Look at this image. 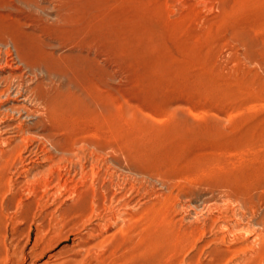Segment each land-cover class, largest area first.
Returning a JSON list of instances; mask_svg holds the SVG:
<instances>
[{"label":"rangeland","instance_id":"rangeland-1","mask_svg":"<svg viewBox=\"0 0 264 264\" xmlns=\"http://www.w3.org/2000/svg\"><path fill=\"white\" fill-rule=\"evenodd\" d=\"M15 1L0 0V22L13 24L0 28L27 37L35 63L45 54L72 64L82 95H69L66 126L0 120L11 126L1 149L37 151L18 163L29 176L4 179L0 204L14 202L1 216L0 264H243L262 254L264 0ZM45 135L67 152L49 151Z\"/></svg>","mask_w":264,"mask_h":264},{"label":"bare ground","instance_id":"bare-ground-1","mask_svg":"<svg viewBox=\"0 0 264 264\" xmlns=\"http://www.w3.org/2000/svg\"><path fill=\"white\" fill-rule=\"evenodd\" d=\"M17 1V0H16ZM15 1V4H16ZM34 1V0H33ZM21 1H19L20 4ZM23 5L26 4L27 1H23ZM30 3V2H29ZM28 3V4H29ZM27 4V5H28ZM34 5V3H32ZM9 5V4H8ZM11 5V4H10ZM26 5V6H27ZM6 6V5H5ZM15 6V5H14ZM18 6V5H17ZM29 6V5H28ZM35 6V5H34ZM3 7V6H1ZM0 7V8H1ZM7 7V6H6ZM11 7V6H9ZM7 7V8H9ZM13 8V7H12ZM15 8V7H14ZM20 8V9H19ZM25 8V7H24ZM30 8H32L30 6ZM29 8V10L31 11V9ZM4 9V8H3ZM11 9V8H10ZM9 9V10H10ZM19 10H23V7L21 9V7H18ZM26 9V8H25ZM7 10V9H5ZM16 9L11 10L13 11V15ZM28 10V11H29ZM32 10H35L32 8ZM1 11V9H0ZM4 11V10H3ZM26 11V10H25ZM7 12V11H6ZM18 12V10H17ZM24 12V10H23ZM22 12V13H23ZM2 13V12H1ZM20 13V14H22ZM19 14V13H18ZM16 14V15H18ZM2 14H0L1 16ZM4 15V14H3ZM11 15V13L9 14ZM6 16V14L4 15ZM8 16V15H7ZM2 17V16H1ZM10 17V16H9ZM8 17V18H9ZM18 17V16H17ZM68 18V16H66ZM3 18V17H2ZM1 18V19H2ZM62 18V17H60ZM65 18V16L63 17ZM66 18V21L68 20ZM71 18V17H70ZM5 19V18H4ZM3 19V20H4ZM15 19V18H14ZM20 19V18H19ZM27 19V18H26ZM73 19V18H72ZM9 20V19H8ZM11 20V19H10ZM18 21V19H15ZM35 20V19H33ZM65 20V19H64ZM63 20V21H64ZM2 21V20H1ZM12 21V20H11ZM14 21V20H13ZM58 21V20H57ZM60 23H62L61 20H59ZM3 22V21H2ZM2 22H0V24H2ZM15 22V21H14ZM12 22V23H14ZM69 22V21H67ZM75 22V20H74ZM3 23H9L11 24V22H3ZM16 23V22H15ZM20 21H18L17 24H19ZM66 23V22H65ZM71 24V22H69ZM22 25V23H20ZM63 24V23H62ZM81 24V23H80ZM13 24L10 25V27ZM24 25H25V20H24ZM64 25V24H63ZM4 26H8V24L4 25ZM27 26V25H26ZM67 26V25H66ZM76 26V25H75ZM74 26V27H75ZM17 27V26H16ZM23 27V26H21ZM25 27V26H24ZM29 27V24H28ZM62 27V26H61ZM60 27V28H61ZM65 27V26H64ZM72 27V25H71ZM80 27V26H79ZM3 28V26H2ZM9 28V27H7ZM27 28V27H26ZM32 28H34L32 26ZM22 29V28H21ZM14 30V29H13ZM19 30V29H18ZM23 30V29H22ZM31 30V28H30ZM37 30V29H36ZM20 31V30H19ZM33 31V30H32ZM31 31V32H32ZM22 32V31H21ZM28 32V31H27ZM30 32V31H29ZM34 32V31H33ZM33 32L31 35H33ZM46 32V30H45ZM17 33V32H16ZM23 33V32H22ZM19 34V33H18ZM15 35V32L12 33L10 30H5V29H1L0 28V120H5L6 117L9 116H20V117H24V118H30L33 119L35 118V124L38 126H43V128H47L46 126H50V125H65L67 124V119L63 118V111L66 108V105H68V99H69V95L73 94L76 95L77 92L81 91L80 89V85H78V83L70 76V72L74 71V66L71 64L69 65L68 63L64 62L65 67H69V71H66L64 69L58 68L54 65L51 64V62L49 63V60H45L43 59V61L45 63L42 62V56L46 57L45 52L42 53V49H41V54H43L41 56V58L38 60L37 63H35V56L32 54V47L30 46V43L26 40V38H19V35ZM28 34V35H29ZM36 34V32H35ZM34 34V36H35ZM17 36V37H16ZM26 36V35H25ZM29 36V39H30ZM32 37V36H31ZM28 39V38H27ZM34 38H32L31 40H33ZM30 41V40H29ZM35 43V40L34 42ZM48 44V43H47ZM50 45V44H49ZM43 48V46L41 47ZM35 49V48H34ZM45 50V49H43ZM46 51V50H45ZM4 53V54H3ZM49 55V53H47ZM46 54V55H47ZM51 55V54H50ZM54 55V54H52ZM55 56V55H54ZM65 56V55H64ZM63 56V57H64ZM50 58H53L52 56H49ZM61 56L59 55V58ZM56 58V56H55ZM52 59L51 61L55 60ZM58 58V57H57ZM48 59V58H47ZM61 59V58H60ZM64 59V58H63ZM67 59V58H66ZM57 61V60H56ZM55 64V62H54ZM63 65V66H64ZM87 91V90H86ZM91 93V92H90ZM81 92L80 95L81 96ZM88 95H90L88 93ZM78 96V95H76ZM89 99V97H88ZM87 99V100H88ZM85 100V99H84ZM29 105H31L32 107H30ZM68 117V116H67ZM72 117V116H71ZM29 119V120H30ZM2 121V123H3ZM61 124V125H59ZM19 126V125H18ZM32 128V126H31ZM9 129V133H10V129L11 126L10 125H3L1 124L0 121V144L4 143L5 144V140L1 139V134L2 132L5 130ZM39 129V128H38ZM41 130V128H40ZM18 133V132H17ZM49 133V132H48ZM47 133V134H48ZM26 136V135H25ZM30 136V135H29ZM29 136H27L24 139H27ZM38 137V136H37ZM46 137V139L44 138ZM43 138L45 139V142L49 144L50 148H48L46 145L48 144H44L45 147L48 148V150L50 151L51 149L55 150V152H59V151H63V152H67V148L61 146L59 144V142L53 141V139L51 138V135H45ZM21 138V137H20ZM30 138V137H29ZM56 140V139H55ZM16 141V140H15ZM83 141V139H82ZM85 141V139H84ZM85 143V142H84ZM90 143V142H89ZM86 144V143H85ZM88 144V143H87ZM7 145V144H6ZM74 145V144H73ZM37 146V145H36ZM24 147V146H23ZM21 144H11L7 149H1L0 148V194L2 191L3 186H5L4 184V179L5 177H7L8 173H12V174H17V177L22 176V174H27V176H29V174H31L33 167H28L26 166L23 170H20V167L18 165L19 164H24V165H31V162H35L36 159H32V157L34 156H30L34 153V155L37 153L36 150H28L29 147H25L23 148ZM41 147V146H40ZM29 154L27 156H25L26 153ZM36 152V153H35ZM47 152V149H46ZM45 152V153H46ZM53 152V151H52ZM69 152V151H68ZM48 153V152H47ZM37 155V154H36ZM39 155V154H38ZM66 155V153H65ZM91 155V154H90ZM38 157V156H37ZM51 157V156H50ZM77 157V156H76ZM36 158V157H35ZM40 158V157H39ZM37 158V159H39ZM54 158V156L52 157ZM26 160H29L28 162H26ZM51 160V159H50ZM55 160V159H53ZM22 168V166H21ZM94 169V167H93ZM54 170V169H53ZM91 170V169H90ZM101 173V172H100ZM53 174V173H52ZM51 175V174H50ZM49 175V176H50ZM55 175V173L53 174ZM64 175V174H63ZM93 175V174H92ZM96 175V174H95ZM9 176V175H8ZM52 176V175H51ZM82 176V175H81ZM25 177V176H24ZM35 177V176H34ZM14 178V177H13ZM7 179V178H6ZM18 179V178H17ZM58 179V178H57ZM10 180V178H9ZM35 180V179H34ZM38 180V179H37ZM61 180V179H60ZM39 181V180H38ZM114 181V180H113ZM10 182V181H9ZM35 182V181H34ZM37 182V181H36ZM33 183V181H32ZM64 184V182H62ZM58 184V183H57ZM66 185V184H65ZM30 186V185H28ZM35 186V185H34ZM50 186V185H49ZM31 187V193L34 192V188L33 186ZM63 187V185H62ZM67 187V186H66ZM94 187V186H93ZM23 188V187H22ZM26 188V187H25ZM33 188V189H32ZM42 188V187H41ZM10 191L15 192V195H20V189L21 187H18V183L17 180H13L10 184ZM38 189V188H37ZM92 189V188H91ZM29 190V189H28ZM47 191V190H46ZM53 191V190H52ZM65 191V190H64ZM86 191V190H85ZM22 192V191H21ZM106 192V191H105ZM43 194V193H42ZM45 194H49V193H45ZM64 194V193H63ZM15 196V199H16ZM4 198V196H3ZM7 198V197H6ZM103 198V197H102ZM10 199V198H9ZM7 199V200H9ZM32 199V198H31ZM5 200V199H3ZM2 200V201H3ZM6 201V200H5ZM24 201V200H23ZM22 201V202H23ZM8 202V201H7ZM6 202V203H7ZM14 202V198L9 200L8 204L1 203L0 206V221L2 213L3 212V208H11V206L13 205ZM20 202H18L19 204ZM24 203V202H23ZM26 203V202H25ZM6 204V205H5ZM97 204V203H96ZM29 206V205H28ZM22 207V204H21ZM5 209V208H4ZM112 209V207H111ZM26 211V210H25ZM23 212V211H22ZM21 212V213H22ZM27 215V214H26ZM20 216V215H19ZM26 219V218H25ZM33 219V218H32ZM111 219V218H110ZM8 220V219H7ZM24 220V218H23ZM10 221V220H9ZM22 221V220H21ZM122 228V227H121ZM120 228V229H121ZM194 228V226H193ZM264 228V227H263ZM1 230V229H0ZM190 230V229H189ZM2 232V230H1ZM260 237V236H259ZM107 238V237H106ZM139 242V241H138ZM260 243V242H259ZM5 244V243H4ZM4 244L2 243V241L0 242V255L1 252L3 254V248L1 247L2 245L4 246ZM94 245V244H93ZM264 245V243H263ZM260 246V245H258ZM92 248V247H91ZM246 248V247H245ZM84 249V248H83ZM243 249V248H242ZM260 249V248H259ZM86 250V249H85ZM88 250V249H87ZM258 250V249H257ZM80 251V250H79ZM264 251V250H263ZM7 252V251H6ZM262 253V254H260ZM260 255H264V252L260 251ZM236 254V253H235ZM257 254V251H256ZM6 255V254H5ZM234 255V254H233ZM259 255V256H260ZM3 256V255H2ZM255 256V255H254ZM258 256V257H259ZM260 256V259H262ZM258 257L256 256V259H258ZM7 259V261L10 260L9 256L7 255L5 260ZM248 259V258H247ZM255 257L253 259V257L249 256V259L246 260L247 262H245L246 264H251V263H255ZM2 260V259H1ZM0 260V261H1ZM220 260V259H219ZM216 261V260H215ZM228 261V260H227ZM263 261V259H262ZM6 262V261H5ZM4 262V263H5ZM1 263V262H0ZM217 263V262H216ZM219 263V262H218ZM223 263V262H222ZM243 263V264H245ZM258 263V261L256 262ZM262 264V263H261Z\"/></svg>","mask_w":264,"mask_h":264}]
</instances>
